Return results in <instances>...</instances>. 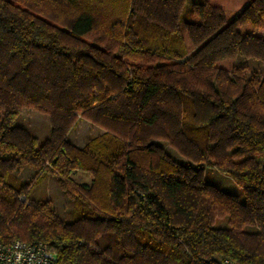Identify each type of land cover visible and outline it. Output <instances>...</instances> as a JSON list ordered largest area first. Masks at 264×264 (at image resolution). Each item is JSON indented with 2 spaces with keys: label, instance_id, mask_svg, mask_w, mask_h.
Wrapping results in <instances>:
<instances>
[{
  "label": "trees",
  "instance_id": "16d2710c",
  "mask_svg": "<svg viewBox=\"0 0 264 264\" xmlns=\"http://www.w3.org/2000/svg\"><path fill=\"white\" fill-rule=\"evenodd\" d=\"M258 32L264 0H0V243L59 264H264V74L236 64L264 65ZM25 109L48 117L43 142ZM79 121L103 132L77 147ZM23 166L55 179L69 222L29 199Z\"/></svg>",
  "mask_w": 264,
  "mask_h": 264
},
{
  "label": "rangeland",
  "instance_id": "374dc122",
  "mask_svg": "<svg viewBox=\"0 0 264 264\" xmlns=\"http://www.w3.org/2000/svg\"><path fill=\"white\" fill-rule=\"evenodd\" d=\"M193 1L201 2L202 0ZM257 34L264 37V32H258ZM236 64H246L248 75H250V73L264 74V65L256 61L237 60ZM17 123L27 127L40 142H43L49 136L50 125L48 117L33 110H22L17 118ZM101 133V129L91 125L87 121H79L75 128L69 133L68 141L77 147H82L89 138ZM157 144H160L174 159L185 163V161L181 159L175 151L169 149L167 145L160 141H157ZM255 159L261 168L264 167V155L256 156ZM15 174L21 181L32 183V189L29 193L30 200H48L64 222L70 221L71 201L62 193L51 175L44 174L39 181H35V170L26 166H23L20 170L15 172ZM203 178L205 183L211 184L221 191L234 194L240 199L242 198L241 187L230 178L218 173L215 169L205 168ZM83 179L88 180V177L85 175Z\"/></svg>",
  "mask_w": 264,
  "mask_h": 264
},
{
  "label": "built area",
  "instance_id": "2783aa9c",
  "mask_svg": "<svg viewBox=\"0 0 264 264\" xmlns=\"http://www.w3.org/2000/svg\"><path fill=\"white\" fill-rule=\"evenodd\" d=\"M0 264H59L42 242L33 244L21 240L0 243ZM222 264H229L227 261Z\"/></svg>",
  "mask_w": 264,
  "mask_h": 264
},
{
  "label": "crops",
  "instance_id": "0c3cea01",
  "mask_svg": "<svg viewBox=\"0 0 264 264\" xmlns=\"http://www.w3.org/2000/svg\"><path fill=\"white\" fill-rule=\"evenodd\" d=\"M101 132H103V131L101 130Z\"/></svg>",
  "mask_w": 264,
  "mask_h": 264
}]
</instances>
